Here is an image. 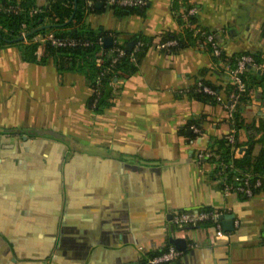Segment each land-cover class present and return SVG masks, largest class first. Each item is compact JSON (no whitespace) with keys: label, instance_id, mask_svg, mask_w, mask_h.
I'll return each mask as SVG.
<instances>
[{"label":"crops","instance_id":"1","mask_svg":"<svg viewBox=\"0 0 264 264\" xmlns=\"http://www.w3.org/2000/svg\"><path fill=\"white\" fill-rule=\"evenodd\" d=\"M29 1L46 8L52 0ZM107 1H94L103 10L86 16L92 28L121 42L142 32L152 45L101 114L87 105L84 76L60 75L51 59L27 61L24 37L0 47V264H149L175 239L184 251L167 264H264V189L239 199L221 188L217 162L196 161L211 139L229 133L236 159L252 142L255 154L264 148L254 132L264 121V91L250 92L235 132L223 92L215 105L187 95L201 80L222 91L228 84L206 48L159 49L162 34L180 31L174 0H149L145 19H119ZM189 4L227 57L264 55V0ZM199 119L201 133L189 144L188 124ZM203 207L233 215V231L170 222Z\"/></svg>","mask_w":264,"mask_h":264},{"label":"trees","instance_id":"2","mask_svg":"<svg viewBox=\"0 0 264 264\" xmlns=\"http://www.w3.org/2000/svg\"><path fill=\"white\" fill-rule=\"evenodd\" d=\"M94 1L52 0L48 7L37 8L29 0H0V47L16 43L24 33V39L29 42L25 47V59L39 65H44L51 59L60 75L70 72L84 76L91 89L87 105L96 114H101L113 105V100L121 91V82L137 72L143 57L152 45V37L140 32L121 42L116 32L102 27L92 28L86 22V16L91 12L103 10L95 9ZM120 1L122 0H114L113 3L107 1L104 4L119 19L129 16H139L145 19L149 9V0H141L144 2L143 5H123ZM12 7L15 10H12ZM191 8L189 0L173 1V12L180 31L178 33L165 32L161 35L160 44L175 42L174 46L163 49L165 52L175 53L187 46H202L208 53L210 52L202 38L194 36L192 31L185 28V23L199 27L195 15H186ZM47 34H52L55 38L73 39L77 41V44L73 47H57L48 41L41 44L33 41L34 37ZM261 38L264 41V23L261 25ZM106 39L111 40L109 46L104 45ZM129 43H132V48L130 51H125ZM135 48L137 50L134 52ZM117 49L123 50V55L119 56ZM39 50L40 54H38ZM243 54L246 53L227 57L221 52L219 59L213 56L211 58L215 65L221 60L228 65H233L235 58ZM249 55L253 56L258 63L264 62L262 53ZM242 79L245 83L243 93H238L230 81L222 91L221 87L211 81L201 80L199 85L191 89L187 95L195 101L208 105H215L221 92H223L225 104L230 102L231 94L236 95L235 108L228 121L231 129L237 132L243 127L242 109L244 104L250 100V92L254 88H262L264 91V70L248 69ZM204 88L213 93L204 91ZM201 121V119L193 120L188 127L193 125L201 131L199 126ZM254 132L255 134L261 133L259 141L264 140V121ZM195 137L193 133L188 135L189 140ZM256 143L252 142L244 151V155L236 159L233 150L238 147L236 137L233 145L227 143L225 136L210 140L209 150L213 155L204 162H217V169L222 172L219 176L222 189L224 184L235 188L241 185L246 177L251 185V196L264 189V148L255 154L253 149ZM257 180L261 182V186L254 188ZM237 195L243 200L250 198L240 193ZM200 210L224 213L223 210L213 207H203ZM215 225L212 221H205L193 227L215 229Z\"/></svg>","mask_w":264,"mask_h":264},{"label":"built area","instance_id":"3","mask_svg":"<svg viewBox=\"0 0 264 264\" xmlns=\"http://www.w3.org/2000/svg\"><path fill=\"white\" fill-rule=\"evenodd\" d=\"M108 1L109 3L114 2V0H108ZM120 3L123 5L144 4V2L141 0H122L120 1ZM12 10H15V8L12 7ZM195 13H196V9L192 7L187 11L186 15H195ZM185 28L188 29L189 31H192L194 36H198L199 38H202L204 40V43L209 47L210 50L209 53L211 56L217 59L220 58L222 50L216 40L215 35L212 32L197 27L195 25H192L190 23H185ZM22 37H24V33H22ZM33 41L40 44L48 41L53 46H57V47H73L77 44V41L73 39L55 38L52 34H47L45 36L38 35L33 38ZM174 45L175 42L173 41L164 42L159 44V49H166L167 47H171ZM136 50L137 49L135 48L134 52ZM117 52L119 56L123 55V50L117 49ZM216 66L222 68V70L227 76V79L230 81L232 85L235 86V89L238 93H243L245 91V83L242 77L247 73L248 69L264 70V62L258 63L257 60L249 54H243L241 56L236 57L233 65H228L225 61L221 60L216 64ZM204 91L211 94L213 93L207 88H204ZM236 99L237 96L231 94L229 97L230 102H228V104L225 107L229 118L231 117V113L235 108ZM190 130L191 133H193L196 136L194 139L189 140V144H193L195 140L199 137L201 132L199 128L193 125L190 126ZM225 138L228 144L231 145L234 144L235 142L234 133H229L228 135L225 136ZM234 151L238 153V149L235 148ZM212 155L213 154L210 152V150L199 151L196 154V161L199 164L203 163L204 160L210 159ZM259 186H261V182L257 180L253 187L255 188ZM223 190L228 192H234L236 194L240 193L247 197H250L252 195L251 185L249 183L248 177L244 178L243 183L235 188L231 187L228 184H224ZM220 215L221 214L218 213L217 211H203V210L180 211L172 215L170 222L176 228H185V227H193L205 221H212L216 224L215 229L217 231H220L221 230V223L219 220ZM182 253H183L182 251H178L175 247L170 246L167 248L166 251L148 259V263L149 264L173 263L182 255Z\"/></svg>","mask_w":264,"mask_h":264},{"label":"water","instance_id":"4","mask_svg":"<svg viewBox=\"0 0 264 264\" xmlns=\"http://www.w3.org/2000/svg\"><path fill=\"white\" fill-rule=\"evenodd\" d=\"M101 5V3L99 4ZM111 43L110 39H106L104 40V45L105 46H109ZM132 48V43H129L126 47H125V51H130ZM219 220L221 222L222 228L225 232H232L234 229V222H233V215L229 214V215H220L219 216ZM171 244L173 247H175L178 251H184V243L183 241L179 240V239H175L171 241Z\"/></svg>","mask_w":264,"mask_h":264}]
</instances>
